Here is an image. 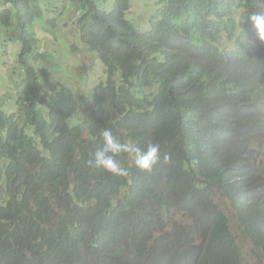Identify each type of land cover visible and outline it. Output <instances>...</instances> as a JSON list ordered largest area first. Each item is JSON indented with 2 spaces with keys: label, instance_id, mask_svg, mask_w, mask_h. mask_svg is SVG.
I'll use <instances>...</instances> for the list:
<instances>
[{
  "label": "trees",
  "instance_id": "obj_1",
  "mask_svg": "<svg viewBox=\"0 0 264 264\" xmlns=\"http://www.w3.org/2000/svg\"><path fill=\"white\" fill-rule=\"evenodd\" d=\"M0 2V29H18L25 74L22 123L0 107V264H244L215 194L264 256V42L248 21L256 0H158L143 30L127 17L129 0L109 10L64 0L79 6L81 40L105 74L91 97L51 95L46 114L26 58L57 21L43 19L40 0ZM226 36L233 48L221 47ZM105 128L122 142L158 143L160 161L142 172L124 159L126 177L90 165Z\"/></svg>",
  "mask_w": 264,
  "mask_h": 264
},
{
  "label": "rangeland",
  "instance_id": "obj_2",
  "mask_svg": "<svg viewBox=\"0 0 264 264\" xmlns=\"http://www.w3.org/2000/svg\"><path fill=\"white\" fill-rule=\"evenodd\" d=\"M98 1L104 8L108 10L112 8L113 0ZM40 2L44 9L43 19L45 21L55 19L57 25L53 33L49 31L45 34L38 31L36 50L26 60L33 64L39 73L45 90L40 99L39 108L46 114L49 109V97L62 88L71 89L77 97H91V90L104 78L105 67L99 63L97 53L81 40L78 20L82 12L79 6L73 2L66 4L64 0H40ZM129 2L130 9L127 17L132 25L139 30L148 28L149 18L160 6L158 0H129ZM247 2L250 3V1ZM263 6L264 0H256V4L251 6L250 10L260 12ZM2 8V2H0V10ZM242 13V10H236L234 14L241 29L244 24ZM12 27H16V24ZM13 32L18 33V29L14 28ZM13 32L0 29V107H4L8 113L18 115L22 123L19 98L20 85L25 74L20 63L22 48L18 40L13 39ZM234 44L235 40L230 41L227 36L221 39L223 48H233ZM39 53L46 54L48 58L35 63L34 56ZM42 71H48V74L42 75ZM256 164L264 173V149L256 159ZM213 203L216 208L225 213L232 234L239 245L243 263L264 264V260L253 252L251 243L246 241L239 231L240 227L232 206L218 194L214 195ZM172 217L177 219L178 223L187 222L186 215L184 217L173 214Z\"/></svg>",
  "mask_w": 264,
  "mask_h": 264
},
{
  "label": "clouds",
  "instance_id": "obj_3",
  "mask_svg": "<svg viewBox=\"0 0 264 264\" xmlns=\"http://www.w3.org/2000/svg\"><path fill=\"white\" fill-rule=\"evenodd\" d=\"M248 21L253 25L259 40L264 42V13L254 11L249 15ZM101 136L103 147L95 152L88 163L112 175L126 177L130 174L129 168L123 166L124 159L131 161L132 166L142 172H151L161 159L160 145L158 143H148L145 147H141L131 139L122 142L113 134L110 128L103 129ZM164 159L166 160L167 157L165 156ZM233 210L235 211L239 227L238 213L235 208ZM251 248L254 250L252 245ZM255 254L264 258L259 251Z\"/></svg>",
  "mask_w": 264,
  "mask_h": 264
}]
</instances>
